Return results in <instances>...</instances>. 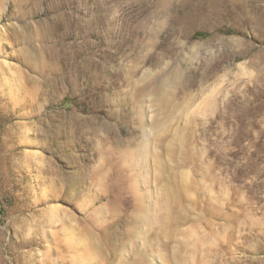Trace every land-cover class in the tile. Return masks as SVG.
Wrapping results in <instances>:
<instances>
[{
    "label": "rangeland",
    "instance_id": "rangeland-1",
    "mask_svg": "<svg viewBox=\"0 0 264 264\" xmlns=\"http://www.w3.org/2000/svg\"><path fill=\"white\" fill-rule=\"evenodd\" d=\"M0 264H264V0H0Z\"/></svg>",
    "mask_w": 264,
    "mask_h": 264
}]
</instances>
